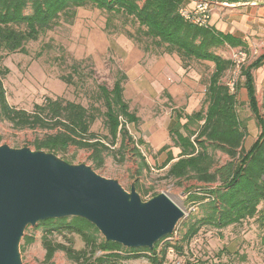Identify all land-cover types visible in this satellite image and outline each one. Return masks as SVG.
Wrapping results in <instances>:
<instances>
[{
    "label": "rangeland",
    "instance_id": "374dc122",
    "mask_svg": "<svg viewBox=\"0 0 264 264\" xmlns=\"http://www.w3.org/2000/svg\"><path fill=\"white\" fill-rule=\"evenodd\" d=\"M106 18L107 15L98 9L78 8L71 20L61 17L58 26L36 41L27 42L26 53L0 52L2 64L8 69L2 80L7 102L28 111L47 97L80 103L97 115L90 131L103 136L107 132L103 116L105 107L98 86L111 89L115 79L121 73L125 74L123 99L128 103L129 110L139 118L135 124H126L135 144L124 153L117 151L119 140L114 146L109 145L103 153L102 165L94 170L104 177L118 180L126 190L137 183L144 200L153 193L164 192L183 210L184 217L178 222L173 237L161 241L157 250L169 241L181 246L182 251L168 249L163 264H264V226L257 216L223 229L204 225L190 240L182 239L186 229L183 222L193 221L202 215L199 204H192L188 200V191L206 184L192 178L168 177L167 167L162 166L167 152L174 157L179 153L169 136L170 129L175 126L177 112L189 114L206 107L205 92L213 64L182 59L176 53L158 54V49L149 41L137 43L126 36L125 31L135 33L136 30V24L129 19L115 15L110 28L105 29ZM240 48L245 51L243 67H246L264 52V42L255 41L250 46L233 48L225 45L216 49V53L231 59L233 51ZM72 65H76V69ZM241 69L235 72L230 67L221 81L225 83L233 78L236 82L233 91L236 93V112L245 129L242 147L248 150L261 127L249 107L242 86L244 77ZM252 74L259 112L264 117V64L253 69ZM67 76H70L72 83L66 84L62 80ZM185 121V118L180 119V123ZM49 132L53 130L15 129L10 123L0 120V145L35 150V140ZM138 139L143 142L138 143ZM164 145L168 146L167 149L159 151ZM209 152L216 166L230 160L218 149H210ZM90 154L86 149L70 146L64 156L71 160L70 163L94 167ZM219 184L217 181L210 185ZM263 207L264 202L258 206ZM39 223L28 226L24 231L23 236H32L34 240L26 244L23 237L21 239L23 263L76 264L62 251H56L50 263L43 261L41 240L46 228ZM47 236L54 242H65V238L70 237L74 249L84 247L81 238L75 234L52 232ZM138 256L123 260L120 264H150L144 252Z\"/></svg>",
    "mask_w": 264,
    "mask_h": 264
},
{
    "label": "trees",
    "instance_id": "16d2710c",
    "mask_svg": "<svg viewBox=\"0 0 264 264\" xmlns=\"http://www.w3.org/2000/svg\"><path fill=\"white\" fill-rule=\"evenodd\" d=\"M186 0H0V52L26 53L25 45L36 41L59 25L61 17L72 19L78 8H95L107 15L105 29L110 28L112 18L120 15L136 24L135 33L125 31L126 36L137 43L149 41L158 54L176 53L182 59L208 61L213 64L205 92V108L190 114L177 112L175 126L169 136L173 145L179 149L176 157L171 152L163 162L167 167V176L173 179L192 178L206 185L196 186L188 191V200L198 203L202 212L199 218L186 220L182 239L190 240L204 225L223 229L229 225L239 224L246 219L257 216L264 226V117L261 116L255 94L252 70L264 64V52L252 63L242 67L244 77L242 86L247 91L249 107L261 127L260 133L248 150L242 143L245 129L236 112V93L230 91L221 81L224 72L232 62L216 53L224 47H245L244 41L230 33H223L211 23L199 26L184 18L179 9ZM147 46L145 50H147ZM0 53V120L6 121L15 129H46L41 139H36L35 149L51 152L67 162L71 160L64 155L70 146L91 152L93 169L103 163V153L108 146H114L119 140V148L126 152L135 144L126 124L137 123L139 118L129 110L123 99V81L126 75L121 73L111 89L98 86V93L103 99L105 111L104 127L106 135L100 136L90 131L96 119V113L80 103L64 100L60 97L45 98L28 111L16 108L7 102L2 80L8 69L2 64ZM76 69V65H72ZM72 67V68H73ZM73 68V69H74ZM74 69V70H75ZM66 84L72 83L70 76L62 77ZM238 88V85L236 86ZM96 111V109H94ZM185 118L184 123L180 119ZM138 143H142L138 139ZM162 146L159 151L167 149ZM220 150L229 157V161L216 166L209 150ZM139 156L138 149H135ZM145 164V163H144ZM143 164L139 167V172ZM219 182L217 186L211 183ZM135 189L143 194L135 184ZM145 194V193H144ZM157 193L150 195L154 196ZM46 228L41 244L44 249L43 261L50 263L56 251L65 253L76 264H120L123 260L139 257L144 252L150 264H163L168 249L178 252L182 247L166 241L158 250L159 243L168 235L157 241L150 248H126L119 243L106 241L99 231L81 217L53 218L41 221ZM52 232L78 235L84 247L74 249L73 240L54 242L47 234ZM26 244L32 243V236H23ZM215 264V263H210Z\"/></svg>",
    "mask_w": 264,
    "mask_h": 264
},
{
    "label": "water",
    "instance_id": "95a60500",
    "mask_svg": "<svg viewBox=\"0 0 264 264\" xmlns=\"http://www.w3.org/2000/svg\"><path fill=\"white\" fill-rule=\"evenodd\" d=\"M81 217L106 241L152 248L173 234L184 212L164 192L142 199L90 165L54 153L0 145V264H24L20 242L28 226Z\"/></svg>",
    "mask_w": 264,
    "mask_h": 264
},
{
    "label": "crops",
    "instance_id": "0c3cea01",
    "mask_svg": "<svg viewBox=\"0 0 264 264\" xmlns=\"http://www.w3.org/2000/svg\"><path fill=\"white\" fill-rule=\"evenodd\" d=\"M218 1L210 20L215 29L240 38L245 46H250L255 41L264 42V0ZM184 5L188 9L192 8L194 0H186Z\"/></svg>",
    "mask_w": 264,
    "mask_h": 264
},
{
    "label": "built area",
    "instance_id": "2783aa9c",
    "mask_svg": "<svg viewBox=\"0 0 264 264\" xmlns=\"http://www.w3.org/2000/svg\"><path fill=\"white\" fill-rule=\"evenodd\" d=\"M218 0H194V5L192 8H186V6L179 9V13L192 23L199 26H206L210 23L211 15L214 10L215 5L218 3ZM244 49H239L237 51H233V55L231 57V68L233 71H238L243 67V60L245 57ZM235 80L229 79L225 84L228 86L230 91H234Z\"/></svg>",
    "mask_w": 264,
    "mask_h": 264
}]
</instances>
